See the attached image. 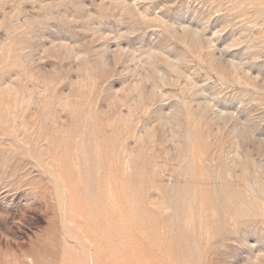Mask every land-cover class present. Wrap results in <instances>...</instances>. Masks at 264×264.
<instances>
[{
	"label": "rangeland",
	"instance_id": "obj_1",
	"mask_svg": "<svg viewBox=\"0 0 264 264\" xmlns=\"http://www.w3.org/2000/svg\"><path fill=\"white\" fill-rule=\"evenodd\" d=\"M0 264H264V0H0Z\"/></svg>",
	"mask_w": 264,
	"mask_h": 264
},
{
	"label": "bare ground",
	"instance_id": "obj_2",
	"mask_svg": "<svg viewBox=\"0 0 264 264\" xmlns=\"http://www.w3.org/2000/svg\"><path fill=\"white\" fill-rule=\"evenodd\" d=\"M244 209V208H243Z\"/></svg>",
	"mask_w": 264,
	"mask_h": 264
}]
</instances>
